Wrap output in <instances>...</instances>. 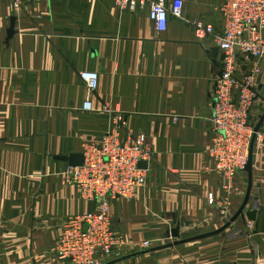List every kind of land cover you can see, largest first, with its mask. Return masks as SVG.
<instances>
[{"label": "crops", "instance_id": "0c3cea01", "mask_svg": "<svg viewBox=\"0 0 264 264\" xmlns=\"http://www.w3.org/2000/svg\"><path fill=\"white\" fill-rule=\"evenodd\" d=\"M181 1L183 18L171 15L166 31L158 32L149 3L133 12L117 0H24L16 10L0 0V264H59L53 247L63 223L96 206L69 181L64 159L101 144L112 130L105 108L122 113L154 152L147 185L111 207L113 230L129 247L108 263L215 232L229 222L217 215L224 205L229 220L241 210L250 188L247 167L225 190L210 155L223 52L213 37L198 41L191 24H213L222 34L226 0ZM82 72L99 76L92 112L83 109ZM258 82L255 129L264 116V73ZM259 132L251 194L227 230L115 264H257L264 258V122ZM145 242L150 249L142 248Z\"/></svg>", "mask_w": 264, "mask_h": 264}, {"label": "built area", "instance_id": "2783aa9c", "mask_svg": "<svg viewBox=\"0 0 264 264\" xmlns=\"http://www.w3.org/2000/svg\"><path fill=\"white\" fill-rule=\"evenodd\" d=\"M7 1L19 10L24 0ZM148 3L149 0H117L121 10L133 12ZM149 4V17L158 32L166 31L171 15L183 18L181 0L170 4L157 0ZM221 12L222 34L216 33L213 24L200 20L191 24L198 41L213 37L223 52L222 73L213 89L210 120L217 137L210 155L216 172L225 179V188H229L237 174L247 167L255 134L251 114L261 95L258 81L264 73V0H226ZM244 65L247 69L241 74ZM80 76L88 94L83 109L92 112L90 97L99 87V76L95 72H82ZM105 112L112 117V130L100 145H85L83 165L69 166L66 171L80 197L96 206L95 210L71 216L63 223L55 243L61 264H102L122 252L129 244L113 230L111 206L116 200L135 198L148 183L154 152L147 136L129 130L122 113L110 108H105ZM262 136L258 132L256 139L261 140ZM141 163H146L147 168H142ZM209 204H215L213 196L209 197ZM150 246L146 242L142 248ZM257 264H264V259Z\"/></svg>", "mask_w": 264, "mask_h": 264}, {"label": "water", "instance_id": "95a60500", "mask_svg": "<svg viewBox=\"0 0 264 264\" xmlns=\"http://www.w3.org/2000/svg\"><path fill=\"white\" fill-rule=\"evenodd\" d=\"M218 51H219V49H216L214 51V54H217ZM259 88L262 90V94L264 95V87H262V88L259 87ZM263 122H264V116L261 118L257 128L255 129V134L253 136L252 143H251L249 161H248V165H247V170L249 171V176H250V188H249V191H248V194H247V198H246L245 204L243 205L241 210L236 214V216L234 218H232V220L227 225H225L223 228H221L220 230H217L215 232H211V233H208V234L200 235V236H197V237H194V238H189V239H186V240H177V241L173 242L172 244H168V245H165V246L154 248L152 250H146V251H143V252H138V253L129 255L127 257L121 258L119 260L112 261V262L107 263V264H115V263L123 261V260H125L127 258H134V257L140 256V255L148 254L150 252L163 250V249H166V248H171V247L183 244V243L193 242V241H196V240H200V239H203V238H207V237H210V236L217 235V234L227 230L243 214L244 209L246 207V204H247V202L249 200V197H250V194H251V189H252L251 188L252 187V174H251L252 173V152H253V147H254V144H255V141H256L257 133L259 132ZM64 160H67L69 162L70 166L77 167V166L83 165V163H84V155L83 154H73L72 156H70L69 158L64 159ZM140 166L142 168H147V164L146 163H141ZM248 217H249V219L251 221L254 220V215L253 214L249 213ZM173 234H174L175 237H178V238L180 236L179 233H177V232L173 233Z\"/></svg>", "mask_w": 264, "mask_h": 264}, {"label": "rangeland", "instance_id": "374dc122", "mask_svg": "<svg viewBox=\"0 0 264 264\" xmlns=\"http://www.w3.org/2000/svg\"><path fill=\"white\" fill-rule=\"evenodd\" d=\"M221 176V175H220ZM235 182V180H233V183ZM233 185V184H232ZM225 190H229L230 188H228V187H226V188H224ZM210 196H213V195H210ZM209 196V197H210ZM209 197H208V202H209ZM136 198V197H135ZM213 198H214V196H213ZM124 200V199H123ZM122 200V201H123ZM128 200H131V199H128ZM214 200H215V198H214ZM117 201H121V200H116V201H114L113 203H116ZM215 202H216V200H215ZM113 205V204H112ZM112 207V206H111ZM218 217L221 219V220H225V221H231V220H229L230 218V209L228 208V206L227 205H224L221 209H220V211L218 212ZM227 219V220H226ZM111 221H112V219H111ZM228 222V223H229ZM112 223V222H111ZM227 223V224H228ZM226 224V225H227ZM113 226V225H112ZM220 230V229H219ZM191 232H193V233H191ZM224 232V231H223ZM190 234H192L193 236L194 235H196L197 234V231H195V230H193V231H190ZM184 240V239H183ZM57 241V240H56ZM56 243V242H55ZM127 243V242H126ZM146 243V242H145ZM143 246V245H142ZM128 247H129V245H128ZM128 247H126V248H128ZM150 248H151V246H150ZM150 248H148V249H150ZM126 249H124L122 252H120V253H118V254H121V253H123L124 251H125ZM53 251H54V255H55V257H56V259H57V261L59 262V264H61L60 263V261H59V259L57 258V256H56V253H55V244H54V247H53ZM127 251V250H126ZM263 259L264 258H261L260 260H259V262L260 261H263ZM110 261V260H109ZM106 263H108L107 261L106 262H103L102 264H106Z\"/></svg>", "mask_w": 264, "mask_h": 264}]
</instances>
